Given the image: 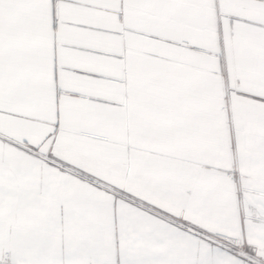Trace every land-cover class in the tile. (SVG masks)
Masks as SVG:
<instances>
[{"label": "snow or ice", "instance_id": "obj_1", "mask_svg": "<svg viewBox=\"0 0 264 264\" xmlns=\"http://www.w3.org/2000/svg\"><path fill=\"white\" fill-rule=\"evenodd\" d=\"M0 264H264V0H0Z\"/></svg>", "mask_w": 264, "mask_h": 264}]
</instances>
